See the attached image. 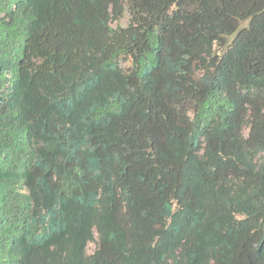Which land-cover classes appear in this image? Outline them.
Here are the masks:
<instances>
[{"label":"trees","instance_id":"trees-1","mask_svg":"<svg viewBox=\"0 0 264 264\" xmlns=\"http://www.w3.org/2000/svg\"><path fill=\"white\" fill-rule=\"evenodd\" d=\"M0 264H264V0H0Z\"/></svg>","mask_w":264,"mask_h":264},{"label":"rangeland","instance_id":"rangeland-1","mask_svg":"<svg viewBox=\"0 0 264 264\" xmlns=\"http://www.w3.org/2000/svg\"><path fill=\"white\" fill-rule=\"evenodd\" d=\"M112 26L114 27V23L112 24ZM244 135H247V129H245L243 131ZM94 248H95V244L92 242V243H89L88 246H87V253L88 254H92L93 251H94Z\"/></svg>","mask_w":264,"mask_h":264}]
</instances>
